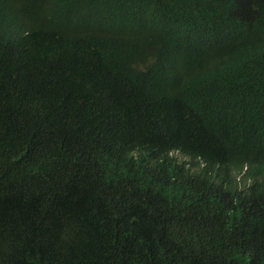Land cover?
<instances>
[{"label": "trees", "instance_id": "1", "mask_svg": "<svg viewBox=\"0 0 264 264\" xmlns=\"http://www.w3.org/2000/svg\"><path fill=\"white\" fill-rule=\"evenodd\" d=\"M249 175L264 0H0V264H264Z\"/></svg>", "mask_w": 264, "mask_h": 264}, {"label": "clouds", "instance_id": "2", "mask_svg": "<svg viewBox=\"0 0 264 264\" xmlns=\"http://www.w3.org/2000/svg\"><path fill=\"white\" fill-rule=\"evenodd\" d=\"M200 150L201 149L197 146L190 145L188 148L185 145L183 147V151L187 154L186 158L189 162L192 165H196L202 172L209 173L211 175L216 184L215 188L221 189L223 186L229 185L235 179L236 173L235 167L230 158L226 156H216L208 151L205 152L201 150L203 152L202 153ZM159 169L160 167H156L154 169L156 171L155 177H157ZM250 176L251 175L247 176L246 179H243L239 187L247 189L249 200H255L256 196L260 197L262 191L264 190V181L263 184L259 181L258 187L254 188V185L257 184V175H254V177Z\"/></svg>", "mask_w": 264, "mask_h": 264}, {"label": "rangeland", "instance_id": "3", "mask_svg": "<svg viewBox=\"0 0 264 264\" xmlns=\"http://www.w3.org/2000/svg\"><path fill=\"white\" fill-rule=\"evenodd\" d=\"M220 183V182H219Z\"/></svg>", "mask_w": 264, "mask_h": 264}]
</instances>
